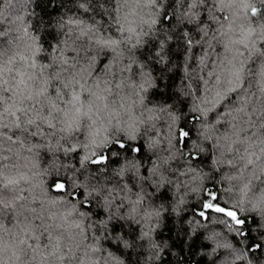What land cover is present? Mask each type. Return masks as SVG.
I'll return each instance as SVG.
<instances>
[{"label": "clouds", "instance_id": "obj_1", "mask_svg": "<svg viewBox=\"0 0 264 264\" xmlns=\"http://www.w3.org/2000/svg\"><path fill=\"white\" fill-rule=\"evenodd\" d=\"M201 260L264 264V0H0V264Z\"/></svg>", "mask_w": 264, "mask_h": 264}, {"label": "trees", "instance_id": "obj_2", "mask_svg": "<svg viewBox=\"0 0 264 264\" xmlns=\"http://www.w3.org/2000/svg\"><path fill=\"white\" fill-rule=\"evenodd\" d=\"M38 7H39V5H38ZM55 11H58V9H53L52 10V12H55ZM43 14H44V16H49L50 14H52V13H50L48 10H47V8H44L43 9ZM49 35H51V34H49ZM171 222L169 221V224H170ZM167 232H168V238H171V234H172V229L169 227V228H167ZM182 243H183V241H179V242H177V241H173V246L174 247H177V248H180L181 247V245H182ZM193 249H195V243L193 244ZM198 264H203V260H201V261H199L198 262Z\"/></svg>", "mask_w": 264, "mask_h": 264}, {"label": "snow or ice", "instance_id": "obj_3", "mask_svg": "<svg viewBox=\"0 0 264 264\" xmlns=\"http://www.w3.org/2000/svg\"><path fill=\"white\" fill-rule=\"evenodd\" d=\"M217 211H222V209H217ZM228 215H232V213H228Z\"/></svg>", "mask_w": 264, "mask_h": 264}]
</instances>
